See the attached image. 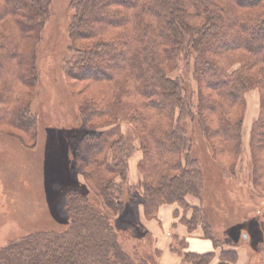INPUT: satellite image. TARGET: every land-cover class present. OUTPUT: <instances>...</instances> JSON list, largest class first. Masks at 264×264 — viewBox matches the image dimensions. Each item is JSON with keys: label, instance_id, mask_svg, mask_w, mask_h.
Wrapping results in <instances>:
<instances>
[{"label": "trees", "instance_id": "16d2710c", "mask_svg": "<svg viewBox=\"0 0 264 264\" xmlns=\"http://www.w3.org/2000/svg\"><path fill=\"white\" fill-rule=\"evenodd\" d=\"M50 5L51 0H0L2 126L23 131L31 127L26 112L16 110L22 103L16 98L26 96L37 85L36 48ZM70 31L75 46L78 41L86 43L84 51L79 50L84 56L77 62L82 66L76 73L77 81L87 85L84 102L103 97L106 90L105 99L96 104L99 109L87 105L85 115L94 118L89 120L107 117L109 98L117 103L128 99L134 108H142L134 113V124L143 152L140 171L145 179L147 217H155L162 205L186 206L189 196L200 198V173L192 168L197 160L190 156L192 139L186 131L188 118L194 133L200 127L205 134L212 155L226 159L225 172L230 168L232 176H237L244 95L251 89L260 91L261 105L251 132V182L255 190L264 191V0H77ZM180 47L197 54L200 99L196 112L188 97L182 96L179 82L170 80L167 68H162V63H167L164 55L172 59ZM122 143L119 127L113 126L101 137L87 135L78 147L77 165L86 169L85 178L99 191L113 189V178L106 177L107 173L118 175L125 169L123 158L118 162L108 159L113 151L121 154ZM66 189L90 203L82 214L87 218L75 226L80 227L75 237L66 236L72 226L67 219L58 232L62 239H54H58L56 245L47 239L38 245L34 237L17 243L15 250L20 254L35 245L39 251L38 258L22 263L114 264L113 259L121 260L124 255L119 258L122 251L117 231L98 212V196L79 185ZM108 203L115 206L110 199ZM154 254L146 250L148 263ZM18 260L21 257L0 254V264H22Z\"/></svg>", "mask_w": 264, "mask_h": 264}, {"label": "rangeland", "instance_id": "374dc122", "mask_svg": "<svg viewBox=\"0 0 264 264\" xmlns=\"http://www.w3.org/2000/svg\"><path fill=\"white\" fill-rule=\"evenodd\" d=\"M76 5L77 0H51L36 48L37 85L26 96L16 98L23 103L16 105V110L26 112L31 127L23 131L0 125V254L21 257V263L38 258L36 245L29 247L31 254L29 249L20 254L17 243L31 237L38 245L42 239L53 242L68 220L72 226L66 236L75 237L80 229L75 226L87 218L82 214L90 203L72 190L66 193V188L79 185L98 196V212L117 231L122 251L119 258L124 256L113 259L114 264H199L204 256L200 264H264V191L255 190L251 182V128L260 115V91L251 89L244 95L237 176H232L230 168L225 172L226 159L212 155L205 134L200 127L194 133L188 118L186 131L192 139L190 156L197 160L192 168L200 173V198L189 196L186 206L162 205L157 215L149 218L144 208L145 179L140 171L143 152L134 124V113L142 108H134L128 99L117 103L109 98L104 120H89L94 118L85 115L87 105L105 99L106 90L103 97L84 102L87 85L77 81L76 73L82 66L77 62L84 56L79 50L84 51L86 43L78 41L75 46L70 37ZM196 55L180 47L172 59L164 55L167 63H162L167 77L179 82L182 96L188 97L195 112L200 99ZM88 94L92 95V90ZM236 112L237 116L238 109ZM97 123L101 127L97 128ZM113 126L119 127L123 143L121 154L113 151L108 159L118 162L123 158L125 169L118 175L107 173L114 185L106 196L107 191H99L85 178L86 169L77 165V153L87 135L101 137ZM108 199L114 207L109 206ZM57 243L58 239L54 245ZM146 250L155 251L149 263L144 257Z\"/></svg>", "mask_w": 264, "mask_h": 264}, {"label": "crops", "instance_id": "0c3cea01", "mask_svg": "<svg viewBox=\"0 0 264 264\" xmlns=\"http://www.w3.org/2000/svg\"><path fill=\"white\" fill-rule=\"evenodd\" d=\"M252 127H253V124H252ZM251 132H252V128H251ZM250 150V149H249ZM203 244H205V245H209L208 243H206V242H202ZM199 246H202V244L201 245H199Z\"/></svg>", "mask_w": 264, "mask_h": 264}]
</instances>
